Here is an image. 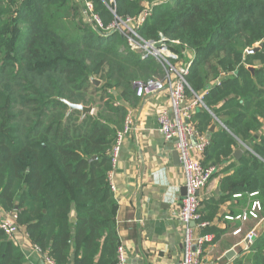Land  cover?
I'll list each match as a JSON object with an SVG mask.
<instances>
[{"label": "trees", "instance_id": "1", "mask_svg": "<svg viewBox=\"0 0 264 264\" xmlns=\"http://www.w3.org/2000/svg\"><path fill=\"white\" fill-rule=\"evenodd\" d=\"M87 1L103 28L114 21L108 8L121 20L148 10L142 38L162 35L193 50L186 81L204 104L190 121L209 139L202 165L215 167L213 176L225 164L223 173L232 170L216 205L240 195L243 207L256 193L264 216V0ZM78 16L74 0H0V205L54 264H117L109 152L125 104L138 101L133 83L164 73L119 34ZM67 103L93 113L82 117ZM202 202L206 221L204 210L214 208ZM247 253L234 264H264V232ZM0 264H29L1 230Z\"/></svg>", "mask_w": 264, "mask_h": 264}, {"label": "crops", "instance_id": "2", "mask_svg": "<svg viewBox=\"0 0 264 264\" xmlns=\"http://www.w3.org/2000/svg\"><path fill=\"white\" fill-rule=\"evenodd\" d=\"M166 102V93L162 92L153 97L138 98L132 106L125 104L126 115L130 113L134 118L135 129L125 137L117 164L109 171L108 182L115 188L112 192L117 203L115 228L126 264H179L182 258L183 227L177 217L183 173L180 164L176 165L173 159L174 143L164 141L156 120L158 109ZM122 127L123 123L117 131ZM226 165L199 193L200 202L209 201L214 209L204 210L207 218L204 222L208 226L194 230L196 235H204V230L208 229L206 234L212 236L211 242L204 246V261L234 264L248 254L241 244L244 234L256 228L259 237L264 232V221L257 224L227 219L241 214L256 196L249 195V201L243 207L238 201L240 195L216 205L221 196L220 180L232 171L223 173ZM238 228L242 229V234L233 235ZM19 235L17 246L28 263L47 264L43 255L34 249L23 227H20ZM230 251L233 254L227 257Z\"/></svg>", "mask_w": 264, "mask_h": 264}, {"label": "built area", "instance_id": "3", "mask_svg": "<svg viewBox=\"0 0 264 264\" xmlns=\"http://www.w3.org/2000/svg\"><path fill=\"white\" fill-rule=\"evenodd\" d=\"M84 3V13L89 15V20L96 27L103 29L111 34L112 30H117L120 37L125 42V48L138 56L139 60L151 59L157 63L163 70L161 79L149 80L145 83L135 82L133 88L137 98L146 96L153 97L162 92L166 93L167 102L157 111L158 131L164 141L173 142L174 148L178 153L179 163L183 173V187L185 195L180 201L178 210V220L183 227L182 258L179 264H219L217 261H204L203 253L205 244L211 242L212 236L209 234L196 235L195 230H202L208 226V223L201 221L198 212L200 206V191L206 186L213 174L215 167H203L202 160L204 152L209 145L207 136L200 134L192 125L191 118L195 110L204 107L202 96L195 94L189 87L186 76L192 64L194 52L185 45H180L179 41H172L162 35L158 39H144L137 29L144 23L149 11H143L137 18L119 19L113 11L114 24L103 28L100 19L92 14V6L87 0H81ZM179 45L183 47L188 55L181 60L182 54L176 53L172 46ZM135 129V121L130 113L124 117L121 131H117L115 141L109 152L111 170L116 166L120 150L123 146L125 137ZM108 180L110 174L107 175ZM111 192L115 191L110 186ZM251 194L250 196H256ZM239 197V195H235ZM228 220H238L242 223L254 221L257 224L264 221L262 215V205L259 200H253L250 205L239 215L227 217ZM194 223L195 226H191ZM139 224L140 221H139ZM0 230L11 239L16 245L19 244L20 227L18 225V215L16 212H5L0 205ZM242 229L233 231V235L239 236ZM27 238L28 235L26 234ZM25 236V237H26ZM257 229L248 230L241 244L244 250L248 251L249 246L257 237ZM34 249L39 252L37 247ZM40 253V252H39ZM43 258H45L43 256ZM47 264H54L52 260L45 258ZM117 264H126L124 249L119 245L117 249Z\"/></svg>", "mask_w": 264, "mask_h": 264}, {"label": "water", "instance_id": "4", "mask_svg": "<svg viewBox=\"0 0 264 264\" xmlns=\"http://www.w3.org/2000/svg\"><path fill=\"white\" fill-rule=\"evenodd\" d=\"M260 47H261V44H258L254 48H252L250 50H247V53L252 54L255 51H257ZM91 82L93 84H95V85H99L100 84L99 81H97V80H91ZM68 106H69V110H73V109L80 110L81 113H82V117L84 115H86V114H92L93 113V109L90 106L89 107H85V106H82V105H72V104H68ZM213 128L214 127H212L210 129V131H213ZM241 155H242V150L241 149H237L233 153V156H234L235 159H239V157ZM173 159H174V162H175L176 165H179L180 164L179 163V159H178V153L176 151L173 153ZM184 195H185V188L183 187L182 188V191H181V197H183ZM72 213L74 214V210L73 209H72V212L70 213V221L71 222H74L75 221V214L73 215ZM191 226L193 227L194 226V223H192ZM232 254H233V252L230 251L229 253H227V257H230Z\"/></svg>", "mask_w": 264, "mask_h": 264}, {"label": "rangeland", "instance_id": "5", "mask_svg": "<svg viewBox=\"0 0 264 264\" xmlns=\"http://www.w3.org/2000/svg\"><path fill=\"white\" fill-rule=\"evenodd\" d=\"M74 1L78 5V8H79V16L76 17V20L80 21V23L82 22L83 26H85V25L90 26V27L93 26L92 21L89 20V15L84 13L85 9L84 10L82 9V6L85 7L84 3L81 0H74ZM109 1L111 2V0H109ZM80 2H82V4ZM89 3L91 4V2H89ZM91 6H92V4H91ZM92 9H93V7H92ZM108 9H109L110 12L113 11V9H110V8H108ZM80 23H79V25H80ZM114 23L115 22L113 21L110 25H112ZM112 33H117L118 34L119 32L117 30H112ZM257 45L258 44H256L255 46H257ZM172 49L175 51V48L173 46H172ZM175 52L179 53V54H182V58H184V56L186 57L188 55L186 52L180 51V50L178 52L177 51H175Z\"/></svg>", "mask_w": 264, "mask_h": 264}]
</instances>
